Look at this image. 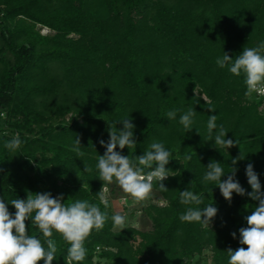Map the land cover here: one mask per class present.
<instances>
[{
  "label": "trees",
  "instance_id": "obj_1",
  "mask_svg": "<svg viewBox=\"0 0 264 264\" xmlns=\"http://www.w3.org/2000/svg\"><path fill=\"white\" fill-rule=\"evenodd\" d=\"M39 26L54 34L43 35ZM0 38V197L51 192L63 194L66 204L86 199L104 211L97 196L104 182L95 165L106 149L99 140L109 139L106 121L132 112L136 148L116 150L135 158L154 139L162 141L174 176L163 181L168 191L152 182L163 204L145 209L150 230L114 229L109 219L88 238L84 264H100L97 258L107 264H195L207 251L206 264H227V250L241 247L239 229L258 202L235 193L228 202L201 179L210 161L223 163L227 173L231 158L242 154L236 165L241 184L251 191L244 170L253 162L264 190V109L245 95L243 74L219 68L216 57L225 51L235 58L264 40V0H0ZM190 105L199 134L185 133L178 123ZM170 110L177 111L176 120L167 119ZM213 114L239 141L229 154L207 141ZM15 133L22 147L11 154L3 145ZM186 188L202 198L199 207L218 208L209 229L180 221L185 206L179 191ZM25 223L30 235H40L31 220ZM54 239L53 264H69L68 243Z\"/></svg>",
  "mask_w": 264,
  "mask_h": 264
},
{
  "label": "clouds",
  "instance_id": "obj_2",
  "mask_svg": "<svg viewBox=\"0 0 264 264\" xmlns=\"http://www.w3.org/2000/svg\"><path fill=\"white\" fill-rule=\"evenodd\" d=\"M216 65L235 76L243 74L245 95H264V40H260L255 47H244L235 58L223 51L222 55L216 57ZM208 109L215 112L211 107ZM130 114L106 121L109 139L99 140V144L106 151L103 155L98 154L95 165L99 179L104 182L97 196L105 210L102 211L98 204L86 199H76L66 204L63 194L54 197L51 192L28 191L27 199L18 197L6 200L0 197V264H40L41 261L43 264H53L57 259L58 248L54 239L57 235L69 245V264H84L87 258L86 242L93 230H101L109 219L114 229H125L128 223L127 215L119 210L111 215L108 212L112 205L104 192L109 184H118L134 202H142L150 197L154 187L153 181L157 182L160 190L168 191L163 181L174 176V171L166 167L171 160V152L164 142L154 139L143 154L136 155L135 158L116 150L117 147L120 150L127 148L132 152L136 148V125ZM166 116L169 121L176 120L177 111L170 110ZM196 116L194 106L190 105L182 110L178 123L185 133L195 130L199 134ZM217 118L215 114L208 116L207 141L214 142V149H223L229 154L228 150L239 144V141L228 137V128L224 124H218ZM118 124L122 125V128H117ZM3 147L11 154L17 153L22 147L20 134L15 133L11 139L4 142ZM74 147L77 151L80 150L79 137H76ZM184 159L191 161L192 156L185 155ZM244 159L242 154L231 158L232 170L227 173L223 163L210 161L206 167L203 166L205 171L201 183L218 188L221 196L228 202H231L234 193L258 202L245 217L247 226L239 229L241 247L236 250L228 248L227 264H264V190L253 162L247 163L244 170L251 191L241 184L236 175V165ZM145 169L149 171L145 172ZM179 197V203L185 206V210L179 215L180 221L196 222L202 228L209 229L219 211L214 203L199 207L203 203L202 198L189 188L179 191ZM9 205L14 207V212L9 210ZM29 220L30 227L38 228L39 236L30 235L26 231L25 222ZM231 235L233 239L237 238L236 232Z\"/></svg>",
  "mask_w": 264,
  "mask_h": 264
},
{
  "label": "rangeland",
  "instance_id": "obj_3",
  "mask_svg": "<svg viewBox=\"0 0 264 264\" xmlns=\"http://www.w3.org/2000/svg\"><path fill=\"white\" fill-rule=\"evenodd\" d=\"M39 30L43 35H53L54 32L50 29L45 27H38ZM3 42L0 38V46H2ZM256 99L255 94H252L250 99ZM104 195L109 199L112 207V212L119 210L122 214H126L128 217V223L126 227H136L138 229L148 231L152 227L151 220L147 217L145 213V209L154 204V203H161L160 198L155 190L151 193L150 197L142 202H134V200L127 194L122 191V189L113 182L110 187L104 192ZM127 197V198H126ZM211 257V252L207 251L206 255L202 257H198L196 259L195 264H206L208 262V258ZM96 262H100V264H107L104 260L99 258L96 259Z\"/></svg>",
  "mask_w": 264,
  "mask_h": 264
},
{
  "label": "built area",
  "instance_id": "obj_4",
  "mask_svg": "<svg viewBox=\"0 0 264 264\" xmlns=\"http://www.w3.org/2000/svg\"><path fill=\"white\" fill-rule=\"evenodd\" d=\"M254 94H255L257 100L262 101V106H263V109H264V95H260L258 93H254Z\"/></svg>",
  "mask_w": 264,
  "mask_h": 264
}]
</instances>
